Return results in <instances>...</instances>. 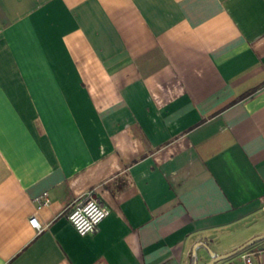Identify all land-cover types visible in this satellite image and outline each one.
I'll use <instances>...</instances> for the list:
<instances>
[{"label":"crops","instance_id":"obj_1","mask_svg":"<svg viewBox=\"0 0 264 264\" xmlns=\"http://www.w3.org/2000/svg\"><path fill=\"white\" fill-rule=\"evenodd\" d=\"M263 213L264 0H0V264H205Z\"/></svg>","mask_w":264,"mask_h":264},{"label":"built area","instance_id":"obj_2","mask_svg":"<svg viewBox=\"0 0 264 264\" xmlns=\"http://www.w3.org/2000/svg\"><path fill=\"white\" fill-rule=\"evenodd\" d=\"M32 201L35 209L46 206L49 203L47 192H41ZM107 212V208L98 202L92 191H88L74 202L65 217L74 232L83 236L95 233L98 223L106 216ZM100 213L103 215L100 216ZM33 221L36 226L33 225ZM27 223L35 230H40V225L33 215L27 218ZM263 252L264 248L243 249L238 253L239 262L240 264H252L254 258L260 261L263 258Z\"/></svg>","mask_w":264,"mask_h":264},{"label":"water","instance_id":"obj_3","mask_svg":"<svg viewBox=\"0 0 264 264\" xmlns=\"http://www.w3.org/2000/svg\"><path fill=\"white\" fill-rule=\"evenodd\" d=\"M264 238V233L262 234H259V235H256V236H253L251 238H249L248 240L244 241L242 244H240L238 247H236L235 249L231 250L230 252H227V253H224V254H219V255H216V256H212L210 258V260H208L205 264H213L214 262L220 260V259H223V258H226L234 253H237L241 250H243L244 248H246L247 246L257 242L258 240H261ZM203 245V244H201ZM205 247V246H204ZM205 249L207 250L208 254L209 255H212L211 252L205 247ZM192 254L194 252V246L192 247V250H191Z\"/></svg>","mask_w":264,"mask_h":264},{"label":"rangeland","instance_id":"obj_4","mask_svg":"<svg viewBox=\"0 0 264 264\" xmlns=\"http://www.w3.org/2000/svg\"><path fill=\"white\" fill-rule=\"evenodd\" d=\"M250 223V222H249ZM257 224H255L254 222V226H258L260 224H262L261 226H264V213L262 215V217H260L257 221H256ZM233 239L232 236L228 237V236H224V237H220L218 238L216 241L217 244L219 245H226L229 241H231ZM248 247V246H247ZM231 256V255H230ZM229 257V256H228ZM223 260V259H220V261Z\"/></svg>","mask_w":264,"mask_h":264},{"label":"trees","instance_id":"obj_5","mask_svg":"<svg viewBox=\"0 0 264 264\" xmlns=\"http://www.w3.org/2000/svg\"><path fill=\"white\" fill-rule=\"evenodd\" d=\"M190 259H191V262H193V264H194L195 257H194V255H193V254H191V257H190Z\"/></svg>","mask_w":264,"mask_h":264},{"label":"clouds","instance_id":"obj_6","mask_svg":"<svg viewBox=\"0 0 264 264\" xmlns=\"http://www.w3.org/2000/svg\"><path fill=\"white\" fill-rule=\"evenodd\" d=\"M99 215H100V216H102V215H103V213H100ZM33 225H34V226H36V225H35V221H33Z\"/></svg>","mask_w":264,"mask_h":264}]
</instances>
